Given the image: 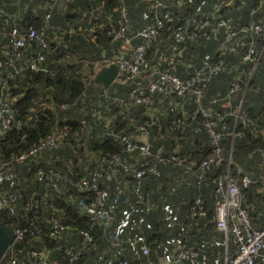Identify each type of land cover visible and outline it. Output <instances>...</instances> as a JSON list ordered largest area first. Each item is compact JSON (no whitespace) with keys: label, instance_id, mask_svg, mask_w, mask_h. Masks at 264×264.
Here are the masks:
<instances>
[{"label":"trees","instance_id":"16d2710c","mask_svg":"<svg viewBox=\"0 0 264 264\" xmlns=\"http://www.w3.org/2000/svg\"><path fill=\"white\" fill-rule=\"evenodd\" d=\"M94 1H97V4ZM162 1L169 5L172 21L176 26L189 20L190 13L195 12L197 8L207 12L212 6V0H187L186 5L181 8L174 7L167 0ZM232 1L234 3L221 8L219 13L223 18L229 19L233 26L239 27L256 19H261L264 22V0ZM39 3L42 8L46 7V10L37 8L26 10L12 25H8V20L0 16V32L7 33L13 27L24 33L29 26L37 30L42 28L43 15L45 12H49L50 15L49 28L45 31L50 49L48 51L40 50L33 45L23 53V58L20 61V66L23 68L28 55L40 52L46 60V67L50 73H31L23 70L6 84L7 91L14 98L11 108L15 111V117L10 130L0 137V156L16 153L18 145L19 149L23 150L55 128L63 126L70 128L68 137L63 140L57 150L49 153L48 163L57 168L64 175L66 181L70 180V183L84 177L100 155L120 154L121 149L117 141L104 135L109 130L114 133H127L126 135L135 136L137 128L145 125L149 144L153 148L160 146L171 151L178 146L176 147L177 156L186 159L204 158L209 153L210 144L202 128L197 125L196 129L192 131L188 129L186 133V127L182 130L177 122L182 120L178 110L169 112L165 117H158L154 121L145 116L142 106L123 110V118H121L120 109L111 107V113H107L105 109L108 105L112 106V103L110 99L98 97L101 86L95 84L94 81H91L87 87L86 99L90 102L85 106V109L82 108L84 113H80L77 100L84 92L82 80L92 74L90 61H100L102 50L105 53L104 57H107L111 48L105 35V27L103 30L91 31L98 24L93 21L92 17H104V15L110 14L114 7H117L116 0H70L59 4L53 0H39ZM123 5L134 24L133 31L140 30L149 24L148 20L151 14L143 1L123 0ZM20 6L22 7V4ZM48 6L51 8L47 9ZM252 8L257 9V12L249 14L248 12ZM13 10L5 6L4 3L0 5L1 14L12 13ZM140 14L147 15L148 20L145 21L147 19L145 16L142 20ZM98 20L103 25L105 24L102 18H98ZM209 23L214 26L213 21ZM221 33L222 30L219 29L216 39L210 36L207 40L198 37L191 44L188 41L190 49L187 54L183 55L184 65H178L175 70V74L184 80L194 74L203 61H223V69L208 79L203 99L205 105L207 101L213 100V97L218 98L224 95L236 74L249 68L247 64H239V51L232 54L221 50ZM169 42L166 34L161 35L158 41H153L147 52L148 59L153 58V52L156 49L168 52L166 49ZM2 44L8 47V39L4 38L0 41V83L8 73L12 74L13 72L11 68L4 65L7 57L1 52ZM162 46L165 49H162ZM79 51L84 53L82 59H79ZM78 56L79 58H77ZM87 59L89 60V69L84 71L80 63ZM72 63L75 66H72ZM187 64H189L188 67H186ZM114 89L115 93L109 95L110 97L124 98L127 87L114 86ZM111 91L112 88H109L107 94ZM240 96L241 94L235 98L232 106L237 103ZM187 99L185 107L190 115L193 104L189 98ZM71 103L72 105H70ZM61 105H64L65 109H60ZM261 107L264 108V53L244 91L241 104V112L251 121V125L239 124L235 132L238 131L241 134L231 138L230 133L234 121L231 117H225L224 122L227 128L223 131L225 135L221 139L222 151L226 153L231 147V161L239 167L243 174H248L254 180L261 173L258 156L255 155L248 159L246 155L256 146L264 147V114L260 112ZM211 108L213 111H220L218 106H211ZM75 112L78 114L76 115ZM105 120L108 122L107 127L104 126ZM195 121L199 122L200 118ZM186 123L188 126L190 121L187 120ZM84 131L88 136L79 137L83 136ZM36 166V164L33 166H11V173L14 177H12L13 182L9 183L12 184L11 188L18 187V191L15 193L17 205L14 207L15 214L13 215H9L6 211L0 213V223L9 227L12 225L28 227L30 225L28 219L34 212L25 211L23 204L31 197L38 202L33 225L41 228L43 234L48 227L44 221L53 212L61 218L59 221L67 229L73 231V234L56 242L50 241L45 235H40L38 240L25 237L24 241L17 245L23 251L29 250L30 247L35 250L43 248L49 250L48 264H69L68 257L64 254V251L69 247L80 252V264H101L102 260L113 261L122 258L126 259L129 264H139L140 262L157 264L163 248L164 251H171L173 247L170 245V240L179 232H184L181 242L187 247L195 249L198 254L197 264H222L221 257L225 244L222 234L214 229L211 180L224 170L225 165L220 168H211L199 186H195L193 181L181 175V172L173 171L170 166L159 167L161 175L158 179L148 177L143 181L141 193L144 195L145 202L140 205L136 203V196L133 192L135 183L130 177L118 176L115 181L114 179L109 180L107 182L108 196L104 207L108 208L112 205L114 211L112 210L113 221L107 228L99 225L93 226L86 216L77 213L79 206L86 205L92 199L91 196L78 193L72 186L69 193L66 194L63 190L68 187L67 184L59 187L58 192L36 184L32 178V172ZM230 174L233 177L237 176L233 167H230ZM117 182H121L123 185L120 186ZM9 183L6 182L4 187L10 188ZM239 191L242 196V207L247 210L251 218V225L256 229L260 228L264 223V189L259 190V185L253 184L246 188L239 186ZM194 196L201 198L205 210L204 218L190 217L188 211L190 204L188 205V203ZM49 205H52V208H49ZM166 205L176 213L174 222L170 225L167 224L162 214L161 207ZM122 219L128 226L125 231H121L117 235L118 244L113 245L106 232ZM89 228L92 229V242L81 247V237L75 235V232ZM136 236L144 238L149 245V254L144 260L137 258L139 254L137 248L133 250L129 246L130 239ZM227 250H229L228 253L233 252V248L230 246ZM255 264H264V259H258Z\"/></svg>","mask_w":264,"mask_h":264},{"label":"built area","instance_id":"2783aa9c","mask_svg":"<svg viewBox=\"0 0 264 264\" xmlns=\"http://www.w3.org/2000/svg\"><path fill=\"white\" fill-rule=\"evenodd\" d=\"M70 0H53L59 4ZM140 1V0H138ZM147 5L148 12L151 14L149 20L145 21L149 24L142 29L133 31V23L129 18V14L123 0H116L117 7L110 14L104 17H92L95 23H98L91 31L105 27V35L108 38L109 55L101 56V60L91 62L92 74L83 79L84 92L77 100L80 106L85 109L90 100L86 99L87 87L93 81L96 69L114 65L117 69L115 78L109 88L112 91L107 94L108 89L101 87L98 97L110 99L112 103L106 107L105 111L111 113L113 109L121 110V118H123V110L131 107L142 106L145 110V116L151 121L157 118L165 117L169 112H176L181 115L179 125L185 132L192 131L199 125L205 134L209 144L210 151L204 158L195 157L186 159L177 156L176 146L171 151L163 147L153 148L149 144V136L145 125L137 128L135 136L126 135L127 133H114L109 130L104 133L107 137H112L120 146V154H104L100 155L94 162L88 173L82 178L70 183L66 181L64 175L55 167L48 163L49 153L57 150L63 140L68 137L70 128L63 126L55 128L43 138L38 139L28 145L23 150L16 148V153L8 156H0V213L6 211L9 215L15 214L14 207L17 205L15 193L17 188H11L14 175L11 173L12 165H31L36 164L32 172L33 181L36 184L45 186L47 189L58 192L59 187L67 184L63 191L68 194L70 188L76 189L78 193L88 194L91 200L86 205L79 206L77 213L86 216L93 226L99 225L103 228L110 227L113 221V206L104 207V202L108 196L107 182L111 179L116 180L119 177H130L134 181L133 192L136 196V203L143 204L145 202L144 195L141 193L143 181L152 177L158 179L161 175L159 167L170 166L173 171L181 172V175L191 179L195 186H199L205 180L207 173L211 168H220L225 165L224 170L216 175L211 183L213 185V223L216 232L222 234L224 239V251L222 254V264H255L258 259H264V223L256 229L251 225V218L245 208L242 207V196L239 186L246 188L253 184L259 185V190L264 189V147L256 146L250 150L246 158L258 156V163L261 166V173L258 177L251 179L248 174L242 171L230 159L231 147L224 153L221 148V139L225 135L226 130L225 117H231L234 121L233 129L230 133L231 138L239 136L240 132H235L236 127L240 125H251V121L241 112V104L244 97V91L248 87L254 71L264 53V22L261 19L251 20L245 25L239 27L233 26L229 19L223 18L219 13L232 0H212V6L209 11L196 9L190 13V19L176 26L173 23L172 13L169 5L162 0H141ZM176 8L185 6L187 0H167ZM236 2V0H235ZM242 3V2H241ZM53 4V3H52ZM202 5V4H201ZM200 5V6H201ZM199 6V7H200ZM51 7H47L50 9ZM39 9H44L40 5ZM257 12L252 8L249 14ZM49 12L43 15V26L39 30L29 26L24 33L16 28H10L7 33L0 32V41L4 38L8 39V47L1 45V52L7 57L4 65L12 69V74H7L0 83V137H3L12 127L15 117V111L11 108L14 98L6 89L9 80H13L15 75L23 70L31 73H50L46 67V60L40 52H34L25 59L24 67L20 66L23 53L31 46H35L40 50L48 51L50 49L49 39L45 31L49 28ZM102 18L105 24L98 20ZM99 21V22H98ZM213 21L214 26L209 22ZM103 25V27H102ZM222 30L221 50L225 53L236 54L239 51V64H247L248 69L240 71L232 79L227 92L206 105L203 104L206 84L209 77L218 74L223 69L222 60L203 61L194 74L188 78L181 80L175 70L178 65H184L182 61L183 55L189 51L190 44L194 39L203 37L209 39L211 36L216 39V33ZM169 40L167 47L168 52L156 49L153 52V58L148 59V50L153 41H158L161 35H165ZM188 41L190 44H188ZM162 49H165L162 46ZM222 52V53H223ZM86 61H81V64ZM89 63V62H88ZM187 64L186 67H188ZM87 71L88 68H82ZM114 86L127 87L124 98L116 99L110 97L115 93ZM92 94V93H91ZM241 94L237 103L232 106L235 98ZM94 96V95H93ZM109 96V97H108ZM187 98L192 102L193 109L188 114L186 110ZM187 99V100H186ZM77 104V103H76ZM72 105V103L70 104ZM94 107V103L92 105ZM211 106H218L220 111H213ZM112 107V108H111ZM60 109H65L64 105ZM262 114L264 108L261 107ZM84 113V112H83ZM98 118V117H96ZM199 119L196 122L195 119ZM190 124L187 126L186 121ZM199 123V124H198ZM108 122L105 120V127ZM260 135L262 133L260 132ZM22 140V139H21ZM41 164H43L41 166ZM230 167L235 169L237 176L230 174ZM104 178V179H103ZM8 182L10 188H5L4 184ZM121 184V182H117ZM190 204V205H189ZM189 214L191 218H204L205 210L199 196H194L188 203ZM38 202L31 197L23 204L25 211L37 210ZM52 208V205H49ZM162 214L168 225L174 222L173 209L166 205L162 206ZM113 210V211H112ZM29 218L28 227H20L17 225L6 226L11 230L13 242L6 249L0 264H48L50 251L47 249L35 250L30 247L29 250L23 251L17 245L24 241L25 237L38 240L40 235H45L52 242H56L67 235L73 234L72 230L67 229L62 224L59 216L52 215L44 221L47 230L42 233L41 228L33 225L36 219L35 214ZM264 216V212H263ZM1 224V223H0ZM26 224H28L26 222ZM2 226H5L1 224ZM125 220H120L114 227L106 232L109 241L113 245L118 244V237L121 231L127 228ZM91 230H77L75 235L81 237V247L92 242ZM184 232L178 233L172 240L170 245L173 247L171 251L162 250L157 264H197L198 254L193 247H187L181 242ZM32 241V240H30ZM233 248L232 253H228L229 246ZM131 249L139 251L138 259L144 260L149 254V245L144 238L136 236L129 241ZM68 257L69 264H80L81 256L79 251H74L71 247L64 251ZM101 264H129L124 258L120 260H102ZM139 264H148L142 263Z\"/></svg>","mask_w":264,"mask_h":264},{"label":"water","instance_id":"95a60500","mask_svg":"<svg viewBox=\"0 0 264 264\" xmlns=\"http://www.w3.org/2000/svg\"><path fill=\"white\" fill-rule=\"evenodd\" d=\"M116 73L117 69L112 64L108 67H102L95 73L93 81L103 89H108L115 78ZM12 242L13 235L11 230L8 227L2 226L0 224V259Z\"/></svg>","mask_w":264,"mask_h":264},{"label":"crops","instance_id":"0c3cea01","mask_svg":"<svg viewBox=\"0 0 264 264\" xmlns=\"http://www.w3.org/2000/svg\"><path fill=\"white\" fill-rule=\"evenodd\" d=\"M94 2L97 4V1H94ZM2 3H4L5 6L14 9L12 13H10V12L4 13V14L0 13V16L4 17L6 20H8L7 21L8 25H12L14 22H16L20 16V14H22V12H24L26 10H31V9H36V8L39 9L40 8L39 0H0V5ZM19 3L22 4V7L19 5ZM102 55H103V52H100V57ZM95 62H97V61H95ZM81 65H82V68H88V67H86L87 62H83ZM83 66H85V67H83Z\"/></svg>","mask_w":264,"mask_h":264},{"label":"rangeland","instance_id":"374dc122","mask_svg":"<svg viewBox=\"0 0 264 264\" xmlns=\"http://www.w3.org/2000/svg\"><path fill=\"white\" fill-rule=\"evenodd\" d=\"M19 5H20V3H19ZM83 54L84 53H81L80 51H79V56H80V58H79V56L77 57V58H79V59H82L81 57H83ZM88 59H87V66L86 67H89V63H88ZM93 60H91L90 62H92ZM73 64V63H72ZM71 65V64H70ZM72 66H75V64H73ZM77 66V65H76ZM81 67H82V65H81ZM83 67H85V66H83ZM75 68H77V67H75ZM99 69H96V72L98 71ZM86 95H87V93H86ZM96 98H98V97H96ZM79 108H80V106H79ZM74 112V111H73ZM80 113H82V112H80ZM75 114L77 115L78 113H76L75 112ZM74 118V117H73ZM81 118H82V116H81ZM86 136H88V134L84 131L83 132V136H79V137H86ZM76 137V136H75ZM87 159V158H86ZM80 162H82V159H80Z\"/></svg>","mask_w":264,"mask_h":264}]
</instances>
